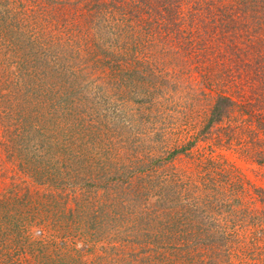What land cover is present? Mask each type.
I'll list each match as a JSON object with an SVG mask.
<instances>
[{
  "label": "trees",
  "instance_id": "1",
  "mask_svg": "<svg viewBox=\"0 0 264 264\" xmlns=\"http://www.w3.org/2000/svg\"><path fill=\"white\" fill-rule=\"evenodd\" d=\"M14 58L24 64L19 70L11 67ZM85 67L100 74L141 72L143 83L165 87L188 76L197 84L188 85L190 97L211 99L203 139L217 128L215 144L229 143L240 132L243 155L264 166V0H0V149L42 184L65 170V148L71 152L80 140L67 128V120L79 119L70 118L75 107L69 103L68 116L57 118L52 110L65 93L57 82H44ZM191 145L175 148L170 159ZM26 187L23 197H30ZM233 188L227 190L233 194ZM255 191L264 204L262 189ZM19 192L0 196V264H145L153 253L162 264H180L186 253L195 264L200 256V246L187 240L166 244L181 239L179 218L152 227L163 220L154 212L142 217L147 233L131 232L122 247L104 255L87 253L84 244L74 248L76 236L64 228L37 240L23 228L12 233L8 225L20 219L15 205L26 204ZM217 234L220 247L229 237ZM208 260L229 264L230 256L212 253Z\"/></svg>",
  "mask_w": 264,
  "mask_h": 264
},
{
  "label": "rangeland",
  "instance_id": "2",
  "mask_svg": "<svg viewBox=\"0 0 264 264\" xmlns=\"http://www.w3.org/2000/svg\"><path fill=\"white\" fill-rule=\"evenodd\" d=\"M16 61L11 67L19 70L24 64L20 60L17 66ZM74 69L44 82H57L65 93L55 101L54 115L68 116L70 109L64 108L71 103L75 109L70 118H79L67 120L73 133L69 136L80 140L70 147L71 152L65 148L70 153L65 170L58 176L50 174V180L42 184L0 149V196L17 194L24 186L31 190L30 197L19 192L26 204L15 205L20 219L8 230H29L37 240L48 231L55 236L64 228L76 236L71 239L74 248L84 244L87 253L104 255L113 246L122 247L123 238L131 232L147 233L142 217L154 212L163 220L152 227L178 216L181 239L169 238L166 244L187 240V246H200L195 264H210L212 253L223 252L230 256L229 264H264V204L255 191L264 192V166L243 155L238 144L245 136L240 132L229 143L215 144L217 128L203 139L200 132L211 99L190 97L187 87L195 84L197 88L196 82L182 76L176 86L170 81L165 87L155 80L151 81L155 85L143 83L141 72L126 76L117 70L100 74L89 67ZM66 76L65 91L61 80ZM203 91L210 92L208 86ZM19 137L24 140L25 132ZM2 140L0 128V144ZM189 143L170 159L175 148ZM230 186L233 194L227 190ZM222 232L229 238L219 247L217 233ZM76 241L81 244L75 246ZM188 257L183 254L180 264H194ZM145 261L163 263L155 253Z\"/></svg>",
  "mask_w": 264,
  "mask_h": 264
}]
</instances>
